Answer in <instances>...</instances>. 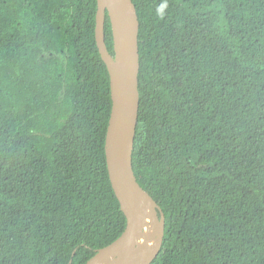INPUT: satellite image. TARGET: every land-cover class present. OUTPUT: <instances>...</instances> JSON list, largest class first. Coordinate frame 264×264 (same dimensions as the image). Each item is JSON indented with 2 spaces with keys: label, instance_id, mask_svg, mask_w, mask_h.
I'll return each instance as SVG.
<instances>
[{
  "label": "trees",
  "instance_id": "1",
  "mask_svg": "<svg viewBox=\"0 0 264 264\" xmlns=\"http://www.w3.org/2000/svg\"><path fill=\"white\" fill-rule=\"evenodd\" d=\"M133 167L165 214L152 264H264V0H133ZM98 0H0V264H87L125 232ZM106 43L114 56L107 15Z\"/></svg>",
  "mask_w": 264,
  "mask_h": 264
},
{
  "label": "water",
  "instance_id": "2",
  "mask_svg": "<svg viewBox=\"0 0 264 264\" xmlns=\"http://www.w3.org/2000/svg\"><path fill=\"white\" fill-rule=\"evenodd\" d=\"M113 30L114 56L106 43V19ZM140 22L133 0H98L96 41L111 80L112 113L106 157L111 183L126 216L125 232L100 249L87 264H152L165 238L166 218L158 203L140 186L133 167V151L140 111ZM156 225L153 250H140L147 220Z\"/></svg>",
  "mask_w": 264,
  "mask_h": 264
},
{
  "label": "bare ground",
  "instance_id": "3",
  "mask_svg": "<svg viewBox=\"0 0 264 264\" xmlns=\"http://www.w3.org/2000/svg\"><path fill=\"white\" fill-rule=\"evenodd\" d=\"M154 222L149 218L147 220L145 232L139 242L140 250L144 251L145 253L149 254L154 248ZM156 226V225H155ZM156 233V231H155ZM156 239V238H155Z\"/></svg>",
  "mask_w": 264,
  "mask_h": 264
},
{
  "label": "rangeland",
  "instance_id": "4",
  "mask_svg": "<svg viewBox=\"0 0 264 264\" xmlns=\"http://www.w3.org/2000/svg\"><path fill=\"white\" fill-rule=\"evenodd\" d=\"M153 222H154V221H153ZM154 230L156 231V226H155V224H154ZM155 231H154V234H155V235H154V236H155V237H154V240H155V238H156V233H155ZM153 244L155 245V242H154Z\"/></svg>",
  "mask_w": 264,
  "mask_h": 264
}]
</instances>
